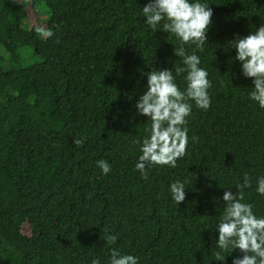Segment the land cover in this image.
Listing matches in <instances>:
<instances>
[{
    "label": "trees",
    "instance_id": "obj_1",
    "mask_svg": "<svg viewBox=\"0 0 264 264\" xmlns=\"http://www.w3.org/2000/svg\"><path fill=\"white\" fill-rule=\"evenodd\" d=\"M149 0H0V264H111V251L138 264H232L216 261L215 229L225 190L247 174L244 203L264 217V109L229 44L264 24V0H200L213 11L204 50L185 45L208 72L211 106L193 102L187 154L177 167L135 170L151 121L135 107L154 70L183 67L179 42L152 30ZM54 35L44 38L29 10ZM32 25V26H31ZM28 26L31 29H28ZM31 48L41 64L24 67ZM8 58V59H7ZM8 60V63H7ZM186 73L176 76L181 90ZM196 138L193 140V138ZM74 139H83L81 146ZM111 171L104 175L97 161ZM185 182L176 204L171 183ZM28 227L29 234L24 233ZM106 235H117L109 245Z\"/></svg>",
    "mask_w": 264,
    "mask_h": 264
},
{
    "label": "clouds",
    "instance_id": "obj_2",
    "mask_svg": "<svg viewBox=\"0 0 264 264\" xmlns=\"http://www.w3.org/2000/svg\"><path fill=\"white\" fill-rule=\"evenodd\" d=\"M142 13L152 30L164 21L163 32L177 38L179 46L174 48V55L182 58L184 65L175 68V75L170 69L149 72L147 90L135 105L137 114L151 121L150 134L142 142L137 141L141 155L135 165V170L147 180L148 169L152 166L176 168L177 161L187 154L189 130L186 125L193 102L202 110L211 106L209 89L213 85L208 72L200 67L201 60L195 49L204 50L213 11L200 0H149ZM37 32L44 38L54 35L52 29L46 27L37 28ZM229 44L236 51L235 60L241 64L242 75L253 81L249 98L264 109V24L245 37L237 35ZM185 45H195L193 54H187ZM183 73H186V87L181 90L176 76ZM83 143V139H74L78 146ZM97 167L104 175L111 171V165L105 160L97 161ZM250 187V177L245 174L243 183H237L235 194L230 189L224 191L223 215L215 228L219 233L216 244L220 249L215 252L216 261L226 260L224 252L239 249L243 255L234 258L232 264H264V217L254 214L252 204L242 202L244 189ZM185 190V182L177 180L170 184L169 191L176 204L185 201ZM256 192L264 196V177L258 178ZM117 239V235L105 236L109 245H114ZM92 264H99V261L93 260ZM111 264H138V258L122 255L112 248Z\"/></svg>",
    "mask_w": 264,
    "mask_h": 264
},
{
    "label": "rangeland",
    "instance_id": "obj_3",
    "mask_svg": "<svg viewBox=\"0 0 264 264\" xmlns=\"http://www.w3.org/2000/svg\"><path fill=\"white\" fill-rule=\"evenodd\" d=\"M29 11L31 13V16H32V19H33L34 23L38 27H45V23L40 21V19L38 20V17H40L42 20H45V19L49 18V10L47 9V7L45 5H43L42 6V11H35V12H33L31 10H29ZM28 29H31V27L28 26ZM0 53L2 55L6 56V57L8 56L7 53H5L1 49H0ZM21 58H22V62H23V66L24 67H29V66H32V65H37V64H41L42 63V59L37 57L34 54V51L31 48H27V49L23 50V52L21 54ZM7 63H8V60H7ZM24 233L25 234H29L27 226L24 228Z\"/></svg>",
    "mask_w": 264,
    "mask_h": 264
},
{
    "label": "water",
    "instance_id": "obj_4",
    "mask_svg": "<svg viewBox=\"0 0 264 264\" xmlns=\"http://www.w3.org/2000/svg\"><path fill=\"white\" fill-rule=\"evenodd\" d=\"M3 102V98L0 96V104Z\"/></svg>",
    "mask_w": 264,
    "mask_h": 264
}]
</instances>
